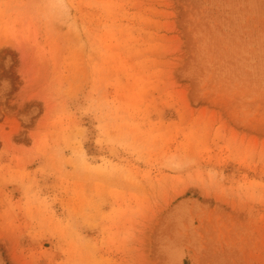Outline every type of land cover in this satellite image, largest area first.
<instances>
[{"label": "rangeland", "instance_id": "rangeland-1", "mask_svg": "<svg viewBox=\"0 0 264 264\" xmlns=\"http://www.w3.org/2000/svg\"><path fill=\"white\" fill-rule=\"evenodd\" d=\"M0 264H264V0H0Z\"/></svg>", "mask_w": 264, "mask_h": 264}]
</instances>
